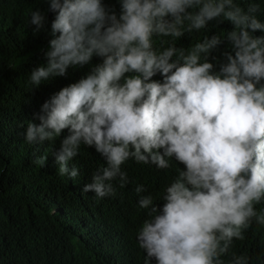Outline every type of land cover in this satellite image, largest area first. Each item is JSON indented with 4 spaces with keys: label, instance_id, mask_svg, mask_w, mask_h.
<instances>
[{
    "label": "clouds",
    "instance_id": "9594fccd",
    "mask_svg": "<svg viewBox=\"0 0 264 264\" xmlns=\"http://www.w3.org/2000/svg\"><path fill=\"white\" fill-rule=\"evenodd\" d=\"M47 2L56 15L47 63L29 77L33 90L94 56L102 63L43 103L39 123L26 127V141H51L67 130L54 159L60 174L72 178L79 170L68 165L80 145L94 148L107 166L82 190L98 198L115 193L111 181L128 182L122 165L129 159L159 169L172 160L182 164L162 205L151 195L139 199L149 216L137 234L139 247L155 264H223L234 240H243L253 222L264 225V210L256 207L264 202V36L254 35L264 32L259 5L120 0L117 16L102 0ZM214 20L234 28L226 37L206 35L187 51L175 46L185 32ZM47 23L41 11L30 13L34 33ZM224 38L231 50L216 72L209 57ZM157 73L163 82L151 79ZM230 264H248V258L233 254Z\"/></svg>",
    "mask_w": 264,
    "mask_h": 264
},
{
    "label": "trees",
    "instance_id": "16d2710c",
    "mask_svg": "<svg viewBox=\"0 0 264 264\" xmlns=\"http://www.w3.org/2000/svg\"><path fill=\"white\" fill-rule=\"evenodd\" d=\"M102 2L119 16L120 0ZM236 3L245 9L249 3L258 4L257 16L264 22V0ZM35 10L48 21L46 30L38 33L29 25L30 13ZM55 15L47 0H0V264H155L139 247L137 234L149 216L138 201L151 195L154 204L162 205L165 187L176 177L177 169H183L182 164L172 160L170 168L159 169L155 164L129 159L122 165L128 182L121 187L119 178L111 181L115 193L98 198L82 190L98 169L107 166L94 148L80 145L78 155L68 165L79 170L72 178L60 174L54 159L67 130L43 143L25 139L28 123H39L35 116L45 101L102 63V58L94 56L83 67L69 68L66 77L42 81L33 90L29 77L34 68L47 63L44 54ZM233 28L228 21L214 20L206 29L185 32L175 46L187 51L206 35L226 37ZM254 35L264 36V32L258 30ZM155 46L160 47V42ZM226 50L230 51L231 45L224 38L209 57L216 72ZM151 79L163 82L159 73ZM260 83L264 85V79ZM138 185L145 191L137 194ZM256 207L264 210V202ZM244 235L221 257L223 264H230L233 254L246 256L248 264H264V225L253 222Z\"/></svg>",
    "mask_w": 264,
    "mask_h": 264
}]
</instances>
